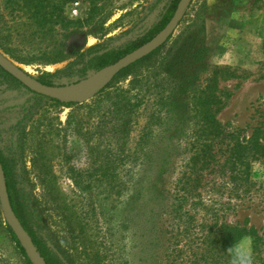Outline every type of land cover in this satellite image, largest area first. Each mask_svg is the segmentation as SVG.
Returning <instances> with one entry per match:
<instances>
[{"label":"trees","instance_id":"obj_1","mask_svg":"<svg viewBox=\"0 0 264 264\" xmlns=\"http://www.w3.org/2000/svg\"><path fill=\"white\" fill-rule=\"evenodd\" d=\"M74 1L0 0V51L5 56L24 66L47 67L68 61L65 70L43 74L39 79L43 85L53 87L46 77L65 74L82 81L88 71L99 72L114 65L162 31L180 0H173L161 22L149 29L136 44L124 51L95 55L86 64L84 52L79 50L71 57L66 51V40L70 34L84 25V22L68 19L65 14L66 6ZM87 1L91 14L97 13L98 0ZM204 34L203 20L197 25H189L176 36L167 53L160 58L156 56L171 41L173 34L148 56L116 74L97 94L105 93L103 99L92 101V104H66L67 108L74 110L84 107V145L88 158L94 159L91 160L92 171L84 173V180L80 172H70L75 188L91 200L89 208H84V217L79 216L76 222L82 240L77 245L73 239L68 243L63 239L60 246L51 248L34 230L28 205L16 193L9 161L0 153L12 210L45 264H130L123 260L122 248L112 240V229L99 226L101 217L104 224L109 225L110 219L105 217L110 209L105 210L104 206L111 199V191L119 200L120 212L125 218L129 211L140 212L146 207L178 212L185 203L192 201V205H199L202 203V192L227 190L237 195L241 193L237 198H242L251 191L255 184L253 166H264V131L257 127L248 138L241 137L239 131L225 127L217 119L223 105L218 81L223 75H228V78L235 75L230 67L211 66L206 62ZM72 58L74 61H70ZM79 65L80 68L75 69ZM0 75L15 86H22L1 68ZM120 81L128 82L125 87L111 88V83ZM34 96L42 99L37 94ZM49 100L52 106L61 105L55 99ZM139 111L141 114H138ZM73 116V113L68 116L67 124L71 123ZM139 116L143 117L144 123L134 146H130V131L137 125ZM39 126L28 133L20 132L21 149L24 150L30 137H41ZM166 134L171 135L170 140H187L186 151L190 153L171 189L163 186L164 177L172 164L170 153L166 148L156 147L158 137ZM94 135L98 139L107 137L115 142L103 148L92 146ZM99 148L104 151L100 152ZM35 157L37 155L30 160L32 169L39 170ZM100 157L102 160H99ZM99 161L101 164H96ZM38 180L41 186L45 185L42 178L38 177ZM102 186L103 194L106 193L102 199L99 194L92 195L94 189ZM43 190L44 187L36 201L40 213L50 218L48 205L54 201L48 200ZM93 197L98 200L97 206ZM169 200L172 202L169 203ZM5 229L26 257L23 247L6 224ZM208 230L207 235L203 234L198 239L199 256L188 264H241L243 260L236 246L245 236L252 237L253 252L258 250L260 237L251 227L215 223ZM172 259L175 262L177 257L172 254Z\"/></svg>","mask_w":264,"mask_h":264},{"label":"rangeland","instance_id":"obj_2","mask_svg":"<svg viewBox=\"0 0 264 264\" xmlns=\"http://www.w3.org/2000/svg\"><path fill=\"white\" fill-rule=\"evenodd\" d=\"M172 3L173 0H98L99 11L92 15L87 0H75L66 6L65 14L68 19L84 22V25L70 34L66 51L71 57L79 50L84 52V64L107 51H124L160 23ZM201 20L205 26L206 62L211 66L230 67L235 75L229 78L223 75L218 81L223 105L217 119L225 127L239 131L241 137L248 138L257 127L264 131V0H191L171 41L156 58L167 53L176 36L189 25H197ZM193 33L194 28L191 29ZM67 64L68 61L47 67L18 65L39 82L43 74L65 70ZM106 74L107 69H104L88 71L82 81L65 74L46 79L53 87L64 89L63 96L78 97L86 94ZM127 82H113L111 88L125 87ZM104 95H96L87 102L92 104ZM41 97L36 98L28 89L13 85L0 75V153L9 161L16 193L28 205L34 230L51 248L60 246L63 239L66 243L73 239L77 245L82 240L76 222L79 216L84 217V208H89L91 200L75 188L70 172H80L84 180V173L92 171L91 160L94 161L88 158L84 145V107L74 110L59 101L60 106H52L49 100L52 98ZM71 113L73 119L67 124ZM143 123V117L139 116L137 125L130 131V146H134ZM38 124L41 137H30L27 146L21 149L20 132L28 133ZM96 136L91 140L92 146L103 148L115 142ZM170 136L160 135L156 143L157 148L168 150L172 162L164 177L166 189L175 185L190 156L186 151L188 141L170 140ZM101 148L100 152L104 151ZM34 155H37L39 170L32 169L30 160ZM253 169L255 184L242 198H237L241 193L237 195L227 190L202 192V203L195 206L192 201L185 203L178 212L146 207L140 212L129 211L125 218L120 212L119 200L111 191V199L104 206L105 210L110 209L105 217L110 219L109 225H105L101 217L99 226L112 229V240L122 248L123 260L130 264H188L199 256L198 239L208 234L210 226L215 223L246 225L256 231L260 241L256 253L252 237L245 236L239 241L236 251L243 260L241 264H264V166L255 164ZM38 177L45 185H40ZM43 187V194L54 201L48 205L50 218L40 213L36 201ZM103 192L102 186L94 189L92 195L99 194L102 199L106 195ZM93 202L97 206L96 197ZM4 222L0 208V264H29L26 254L24 257L11 240ZM172 254L177 257L175 262L171 261Z\"/></svg>","mask_w":264,"mask_h":264},{"label":"water","instance_id":"obj_3","mask_svg":"<svg viewBox=\"0 0 264 264\" xmlns=\"http://www.w3.org/2000/svg\"><path fill=\"white\" fill-rule=\"evenodd\" d=\"M191 0H180L176 10L168 22V24L164 27L162 31H160L151 41L140 46L130 54L124 56L122 59L117 61L114 65L106 68L107 74L106 76L96 83L86 94L78 97H68L63 96L61 91L64 90L62 88L46 86L35 79H33L30 75H28L22 68L7 58L0 51V68L7 72L10 76H12L15 80H17L24 88L28 89L30 92L55 99L64 104H82L85 103L92 98H94L101 90H103L114 78L116 74H118L121 70L127 68L131 64L141 60L142 58L148 56L150 53L155 51L157 48L162 46L166 40L174 33L178 24L182 20V17L189 6ZM69 92L72 89H68ZM0 208L3 213V217L6 225L10 228L13 235L16 237L19 244L23 247L24 252L30 261L31 264H45L41 259L36 247L34 246L30 236L24 230L21 223L15 216L7 193V187L5 182L4 171L2 165L0 163Z\"/></svg>","mask_w":264,"mask_h":264},{"label":"bare ground","instance_id":"obj_4","mask_svg":"<svg viewBox=\"0 0 264 264\" xmlns=\"http://www.w3.org/2000/svg\"><path fill=\"white\" fill-rule=\"evenodd\" d=\"M62 93V92H61ZM73 97V96H72Z\"/></svg>","mask_w":264,"mask_h":264}]
</instances>
